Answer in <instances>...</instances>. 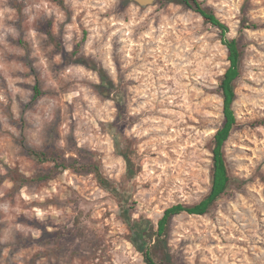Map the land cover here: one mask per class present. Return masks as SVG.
I'll return each mask as SVG.
<instances>
[{"label":"rangeland","instance_id":"1","mask_svg":"<svg viewBox=\"0 0 264 264\" xmlns=\"http://www.w3.org/2000/svg\"><path fill=\"white\" fill-rule=\"evenodd\" d=\"M200 1L243 51L238 125L225 146L232 183L207 215L174 217L166 240L178 263L264 264V0ZM94 67L112 80L111 99ZM228 67L220 31L181 5L0 0V264H146L119 202L133 222H149L150 240L167 208L209 192ZM36 78L43 94L33 101ZM117 100L125 110L115 123ZM24 144L99 163L124 198L72 170L22 184L53 166Z\"/></svg>","mask_w":264,"mask_h":264},{"label":"trees","instance_id":"2","mask_svg":"<svg viewBox=\"0 0 264 264\" xmlns=\"http://www.w3.org/2000/svg\"><path fill=\"white\" fill-rule=\"evenodd\" d=\"M163 6L167 4L181 5L193 12L199 14L206 23L212 25L220 31L222 44L227 50V59L229 67L225 73L219 78L218 81V94L223 100V122L221 127L214 135L211 153H212V166H211V186L209 192L197 203L186 205L177 204L167 208L164 211L162 218L158 222V230L150 236V240L145 238L146 233L152 226L149 222H133L132 217L129 214V210L123 204V200L119 202L122 209V216L133 233V244L136 249L143 254L146 264H183L178 263L174 255L171 253L167 244L166 235L169 230V226L174 217L181 214L205 216L213 207L228 193L232 178L229 173L228 165L225 158V146L230 139V136L234 129L238 125L237 115L234 109V104L237 100L236 83L241 76V65L243 51L240 42L237 38H230L228 36L230 29L216 14L215 12L206 7L200 0H158ZM47 35L49 39L55 43L56 47L63 51V47L57 38L54 36L51 27L47 29ZM78 50L75 49L71 53L65 52V58L76 57ZM82 65L88 66L87 62L81 60L78 62ZM96 71L101 79L98 89L101 95L111 99V89L114 84L109 78L107 72L101 67L91 68ZM33 101H37L42 96V90L40 87L39 79L36 78L34 85ZM118 115L115 123H118L123 119L125 104L122 100L116 101ZM24 147L28 155L40 164L51 163L52 168L47 172H39L31 178H22V184L27 183H44L54 178L55 175L65 171L72 170L77 174H93L97 180L99 186L104 190L115 194L120 197L124 195L121 187L107 178L99 163L97 162H81L76 158L67 159L60 151H43L37 150L31 147ZM123 158L127 164V178L133 179L136 176V170L131 158L127 155H123ZM14 179V178H13ZM15 182L17 180L14 179ZM128 202V201H127ZM154 239V242H152ZM151 243L153 245H151Z\"/></svg>","mask_w":264,"mask_h":264},{"label":"water","instance_id":"3","mask_svg":"<svg viewBox=\"0 0 264 264\" xmlns=\"http://www.w3.org/2000/svg\"><path fill=\"white\" fill-rule=\"evenodd\" d=\"M135 1L138 2L142 6H148V5L153 4V0H135Z\"/></svg>","mask_w":264,"mask_h":264}]
</instances>
